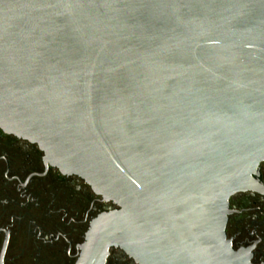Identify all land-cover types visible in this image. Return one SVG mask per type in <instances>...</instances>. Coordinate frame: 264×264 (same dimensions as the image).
<instances>
[{"label":"water","instance_id":"1","mask_svg":"<svg viewBox=\"0 0 264 264\" xmlns=\"http://www.w3.org/2000/svg\"><path fill=\"white\" fill-rule=\"evenodd\" d=\"M0 130L117 208L75 264H248L226 225L264 164V0H0Z\"/></svg>","mask_w":264,"mask_h":264},{"label":"flooded vegetation","instance_id":"2","mask_svg":"<svg viewBox=\"0 0 264 264\" xmlns=\"http://www.w3.org/2000/svg\"><path fill=\"white\" fill-rule=\"evenodd\" d=\"M256 190L229 200L226 236L248 264H264V164ZM117 209L80 178L46 166L36 145L0 130V258L3 264H75L90 223ZM107 264H136L112 249Z\"/></svg>","mask_w":264,"mask_h":264}]
</instances>
